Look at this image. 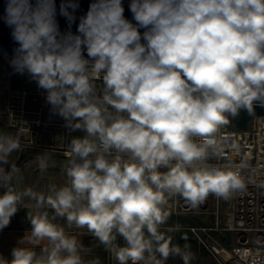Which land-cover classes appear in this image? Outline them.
Wrapping results in <instances>:
<instances>
[{
	"label": "clouds",
	"instance_id": "1",
	"mask_svg": "<svg viewBox=\"0 0 264 264\" xmlns=\"http://www.w3.org/2000/svg\"><path fill=\"white\" fill-rule=\"evenodd\" d=\"M78 7L60 4L69 29ZM129 7L135 24L122 0H92L74 34L60 31L55 0H5L2 18L18 44L13 69L46 91L70 132L84 135L68 141L66 183L46 191L17 189L18 169L4 165L19 138L0 135V230L25 198L34 202L30 230L0 264H85L82 245L58 218L86 228L118 264H164L170 256L191 264L188 246L161 231L169 199L179 195L195 208L210 194L228 200L257 183L242 174L246 161L209 160L224 156L220 130L229 116L253 115L254 101L264 106V0H131ZM37 167L48 169L47 154Z\"/></svg>",
	"mask_w": 264,
	"mask_h": 264
},
{
	"label": "built area",
	"instance_id": "2",
	"mask_svg": "<svg viewBox=\"0 0 264 264\" xmlns=\"http://www.w3.org/2000/svg\"><path fill=\"white\" fill-rule=\"evenodd\" d=\"M96 83L98 87L102 86L100 81ZM27 93L23 89L18 94L23 96L17 109L20 114V118L16 119L18 122L25 121L26 114L41 115L44 111L43 106L32 110L26 104ZM220 135L223 137L224 156L219 159L212 157L209 163L246 161L248 168L242 170V174L246 178L253 177L257 183H248L244 191L235 193L228 200L210 194L195 208L177 195L168 201L166 211L169 216L166 224L161 226V231L171 237L173 245L184 249L183 244L190 242L198 253H207L216 264H264V188L258 186L259 181L264 180V115L252 117L247 128L237 126L229 116V123L220 130ZM28 136L24 139L16 135L21 147L28 146L26 143L35 146L37 135ZM71 137L55 135L51 146L65 155ZM59 140H62L61 144H58ZM233 144L238 150L232 147ZM175 225H179L178 231L167 232L169 227ZM65 227L67 232L73 234L80 231L90 233L86 228ZM182 233H187L189 239L179 241ZM118 240L124 242L119 236ZM245 250L247 256L244 255ZM107 264H118V261L113 256ZM164 264L176 263L173 259H167Z\"/></svg>",
	"mask_w": 264,
	"mask_h": 264
},
{
	"label": "rangeland",
	"instance_id": "3",
	"mask_svg": "<svg viewBox=\"0 0 264 264\" xmlns=\"http://www.w3.org/2000/svg\"><path fill=\"white\" fill-rule=\"evenodd\" d=\"M12 58L5 54L0 48V135H84L81 131L70 132L67 127H65V120L55 114L52 111L51 105L47 102V93L44 89L38 87L37 83L31 79V77L25 72L20 74L16 72L10 61ZM26 89L28 91L25 95L26 104L31 107L32 110L38 109V107L43 106L44 111L41 115L36 113L26 114V120L23 122H18L16 119L20 118L18 109L19 104L22 102L23 96L21 91ZM13 94H16L15 96ZM14 118V119H13ZM48 138V137H47ZM72 138V137H71ZM49 141V140H48ZM50 142V141H49ZM62 140H59L58 144H61ZM28 146L21 147L18 151H14L8 158L9 165H4V167H9L14 165L18 172L14 176V184L17 187V183L20 180V187L17 189L22 190L26 187H32L34 190H40V179H36L35 169H36V157L40 153V150L35 149L29 143ZM44 154H53L58 156L60 159V165L66 163V157L62 152H54L50 150L43 149ZM51 178L48 176L46 180ZM51 185L47 181H43V191H46V186ZM3 189L0 188V194H2ZM28 199L25 198L24 201ZM30 201V200H29ZM25 205L18 207V211L11 218L10 224L6 226L7 228H29L30 223L27 220V212ZM49 214L51 215V210L49 209ZM57 223L61 225H66L63 219L58 218ZM93 248L91 251H85L82 253L83 260L94 259L98 261V264H107L109 258L112 259L113 255L106 250L105 246L102 245L93 236ZM118 244L123 246L124 242L117 241ZM188 246V249L194 254V259H192L191 264H216L215 260L209 256L207 253H198L193 244L188 242L183 244V248ZM100 250L102 254H100ZM105 255V256H104ZM168 259H173L176 264H183L180 257L170 256Z\"/></svg>",
	"mask_w": 264,
	"mask_h": 264
},
{
	"label": "crops",
	"instance_id": "4",
	"mask_svg": "<svg viewBox=\"0 0 264 264\" xmlns=\"http://www.w3.org/2000/svg\"><path fill=\"white\" fill-rule=\"evenodd\" d=\"M13 137H16V135H10ZM75 135H72V137ZM83 136V135H82ZM27 137H29L28 135H21V138L26 139ZM48 137V138H47ZM55 138V135H37L36 136V141L34 143V147L37 150H40L38 156H42L45 155L42 150H50V151H54L57 152L51 145L53 144V139ZM50 142H49V141ZM48 155V154H47ZM49 167L45 172H41L39 170V168L37 167V157H36V175L35 178L38 180L40 179L42 182L40 185V190L37 191H43V181H47L51 184H55L57 186H63L66 183L67 177L64 175V173L62 172V168L64 166L65 163H62V165H60V159L57 156H54L53 154H49ZM50 176L51 178H49V180L46 178ZM17 187H20V180L17 183ZM48 186H46L47 189ZM25 207L30 208L31 205L34 203L33 201H23ZM30 228H3L2 230H0V257H3L7 260H11L12 256H11V252L12 249L14 247L18 246V241L25 235V233L27 231H29ZM67 232V231H66ZM70 235L76 236V238L78 239L79 243L82 245L83 247V251L81 252V255L83 252L85 251H91L92 252V248H93V235L90 233H85L83 231H80L78 233H69ZM36 251H39V249H36ZM89 261H94V259H89V260H84L85 264H88Z\"/></svg>",
	"mask_w": 264,
	"mask_h": 264
},
{
	"label": "water",
	"instance_id": "5",
	"mask_svg": "<svg viewBox=\"0 0 264 264\" xmlns=\"http://www.w3.org/2000/svg\"><path fill=\"white\" fill-rule=\"evenodd\" d=\"M62 0H55L56 8H57V22L59 25V29L62 33L71 31L74 34L77 33V28L79 24V18L83 15H86L89 5L92 2V0H76V2L79 4V7L75 10L74 15L76 17L75 21L71 24V27L69 29V23L66 17L62 16L60 14V4ZM130 3L131 0H122V6L124 8V17L131 21L133 24L136 23V21L133 19V14L130 11ZM5 0H0V47L3 51L7 52L12 57L14 56V49L18 47V44L13 40L11 36V29L5 24L3 20V16L5 14ZM69 11H72V9H69ZM141 34L145 29L141 28L139 29ZM144 41L142 40V43ZM85 57L87 58L86 50H85ZM264 115V106H262L259 102L254 101V114L250 115L246 109H241L238 113V115L235 118H232L233 122L241 127V128H247L249 120L254 116Z\"/></svg>",
	"mask_w": 264,
	"mask_h": 264
},
{
	"label": "trees",
	"instance_id": "6",
	"mask_svg": "<svg viewBox=\"0 0 264 264\" xmlns=\"http://www.w3.org/2000/svg\"><path fill=\"white\" fill-rule=\"evenodd\" d=\"M26 211H28L30 208L28 207H25L24 208ZM183 220H187L185 219L184 217H182ZM23 228V227H22ZM29 228H31V226H29ZM185 239H189V236L187 233H182L180 236H179V241H184ZM100 254H102V251L100 250L99 252ZM105 256V255H104Z\"/></svg>",
	"mask_w": 264,
	"mask_h": 264
},
{
	"label": "bare ground",
	"instance_id": "7",
	"mask_svg": "<svg viewBox=\"0 0 264 264\" xmlns=\"http://www.w3.org/2000/svg\"><path fill=\"white\" fill-rule=\"evenodd\" d=\"M1 48V47H0ZM3 51V50H2ZM5 54H7L8 56H10L11 58H13L11 55H9L7 52L3 51Z\"/></svg>",
	"mask_w": 264,
	"mask_h": 264
}]
</instances>
